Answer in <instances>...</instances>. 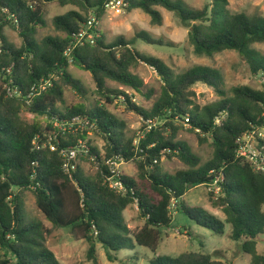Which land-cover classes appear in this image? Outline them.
I'll list each match as a JSON object with an SVG mask.
<instances>
[{
	"label": "trees",
	"instance_id": "obj_1",
	"mask_svg": "<svg viewBox=\"0 0 264 264\" xmlns=\"http://www.w3.org/2000/svg\"><path fill=\"white\" fill-rule=\"evenodd\" d=\"M106 0H37L33 6L27 0H0V80L29 88L43 77L54 73L57 79L46 92L30 101L23 97L8 98L0 88V264H62L45 245L44 226L38 220H26L22 195L31 191L37 208L55 226L78 231L89 243L88 258L99 264L95 256L96 244L105 250L108 260L116 251L133 250L136 245L156 251L162 230L172 220L169 209L172 198L177 208L216 234H223L224 222L199 206H188L183 197L189 188L207 185L219 174L221 195L212 202L222 208L231 226L232 239L239 242L242 252L250 256V264H264V253L257 252V244L264 235V174L253 171L248 162L235 156L236 141L253 125L264 122V87L255 89L238 85L226 95L222 90L220 73L205 65L195 64L175 73L162 59L147 56L133 48L124 36L106 42L104 35L95 45H85L73 51L71 65L88 71L95 91L111 103L122 97L126 110L142 117L138 135L127 136L126 124L103 105L94 108L84 105L66 107L65 90L70 88L81 97L86 89L79 78L69 71L63 51L73 39L87 14L93 11L102 19ZM213 7L193 8L183 0H129L126 10L141 9L154 25L162 23L159 8L173 12L189 28L188 42L195 54L212 56L225 50L236 51L254 74L264 79V53L254 45L264 44V15L230 13L226 0H213ZM58 2L73 9L54 16L52 25L60 35H47L37 40V27L44 26L41 5ZM13 27L22 39L15 47L5 34ZM138 37L149 44H161L147 32ZM139 62L151 66L161 80L160 93L151 108L132 102L130 95L120 89L109 88L108 81L143 91L142 80L132 72ZM10 69L8 72L7 69ZM203 83L213 87L220 99L199 106L194 98V85ZM153 90L147 91V96ZM33 115L31 121L22 113ZM86 116L94 120L105 152L87 142L89 150L81 159L92 156L96 167L93 175L85 174L77 162L72 172L77 185L62 168L57 151L43 146V133L52 128L53 118L60 120ZM188 118L189 129L196 131L199 140L211 141L213 156L201 164L189 146L175 140L182 127L174 121ZM159 120L155 126L148 121ZM162 120V123H161ZM184 124V123H183ZM77 135L60 137L59 146L75 143ZM36 140L35 144L33 141ZM136 141V142H135ZM175 155L186 169L174 174L161 168V158ZM134 162L136 177L122 175L127 189L121 195L112 190L105 178L109 174L106 159ZM213 197V192L208 193ZM135 203L138 214L145 220L143 228L134 233L124 219V210ZM131 264H136L132 262ZM148 264H225L209 253L182 252L176 256L157 255Z\"/></svg>",
	"mask_w": 264,
	"mask_h": 264
},
{
	"label": "rangeland",
	"instance_id": "obj_2",
	"mask_svg": "<svg viewBox=\"0 0 264 264\" xmlns=\"http://www.w3.org/2000/svg\"><path fill=\"white\" fill-rule=\"evenodd\" d=\"M27 1L33 6L37 3V0ZM183 1L193 8H202L207 5L211 9L214 6L213 0ZM225 7L230 13L264 15V0H226ZM41 8L45 25L37 27V40L47 35H60V32H57L52 25L53 17L62 15L75 7L72 5L62 6L58 2H45L41 5ZM159 10L162 14V23L160 25L152 24L150 17L141 9H133L129 12L125 10L120 14L105 12L100 21V32L108 43L119 36H124L132 41L133 48L144 55L162 59L175 73L181 72L195 64L209 66L220 73L222 78L221 87L226 95H230L232 88L238 85H248L255 89L264 87V79L261 74H254L245 59L236 51L225 50L212 56L195 54L193 47L188 42L189 28L182 24L173 12L164 8H159ZM140 32H147L153 38L161 40L162 43L149 44L138 37ZM5 34L8 41L15 47L21 45L22 39L15 28L7 26ZM254 48L264 53V44H256ZM69 71L74 77L82 81L87 93L83 98L73 89H66L64 103L56 105L58 111H64L66 107L70 108L79 105L89 108L103 105L119 120L125 122V134L127 136L138 135L139 131H141L143 119L134 112L126 110L122 97L116 96L111 103H107L105 98L95 91L93 79L88 71L79 69L71 64L69 65ZM132 72L142 80L144 84L142 92H136L129 87L112 81H108L107 85L109 88L126 92L132 96V102L149 109L159 96L161 80L156 71L143 62L135 65ZM1 87L2 82L0 80ZM192 89L195 92L194 100L199 106H205L220 99V95L213 87L203 83L194 85ZM148 90H153L150 96H147ZM22 116L28 121L33 119V115L27 112L22 113ZM148 122L152 123L155 121ZM158 123H160L159 120ZM183 123L184 121L179 119L174 121L176 126L182 127L178 131L175 140L184 142L189 146L192 153L199 157L200 163H205L213 156L211 141L209 139L199 140L197 132L190 130L189 125ZM80 137L85 142L96 146L100 154H104L105 142L97 127L85 130ZM64 138H67V136ZM80 156L76 162H78L85 174L93 175L96 167L91 161L92 156L88 155V159L85 160L81 159ZM161 168L166 173L174 174L179 170L186 169L187 165L175 155H171V157L163 156L161 158ZM120 170L127 176L136 177L138 175L134 162H123ZM209 192L204 184L193 186L186 192L183 200L186 205L199 206L224 222L223 234H216L208 228L197 224L194 220L187 217L180 208H176L171 212L172 220L169 227L162 230L161 240L157 245L156 251L152 252L148 247L136 245L133 250L122 249L116 251L114 253L115 259L110 261L107 259L103 247L97 243L95 256L98 259V263L131 264L134 262L136 264H148L149 260L157 255L176 256L182 252H200L212 254L214 258L222 260L225 264H250V256L241 251L239 242L232 239L231 226L226 222L222 208L212 202L219 195L211 191L214 195L209 197ZM21 199L26 220H38L43 224L45 245L62 264H92V261L87 256L89 243L86 239L80 237L81 234L78 231L53 225L37 208L31 191H26ZM262 210L264 211V205ZM123 216L132 235L143 228L145 220L139 216L135 203H132L124 210ZM261 236L256 248L259 254L264 253V235Z\"/></svg>",
	"mask_w": 264,
	"mask_h": 264
},
{
	"label": "built area",
	"instance_id": "obj_3",
	"mask_svg": "<svg viewBox=\"0 0 264 264\" xmlns=\"http://www.w3.org/2000/svg\"><path fill=\"white\" fill-rule=\"evenodd\" d=\"M129 4V0H106L104 2V10L108 13L120 14L126 10ZM100 20L96 14L92 11L89 12L86 20L82 23L81 27L74 35L73 39L68 43L63 51V55L66 61L71 64L73 58V51L85 45H95L97 39L100 37ZM11 68L7 69L9 72ZM1 77V73H0ZM57 79L54 73L49 74L46 77L41 78L37 82L33 83L27 89H21L17 85H10L12 80L9 79V83L3 84V90L5 96L8 98L23 97L25 100L30 101L33 98L40 96L52 87L53 82ZM155 122H148V125L155 126ZM188 118L184 119V124H187ZM52 128L43 133V146L47 147L50 151H57L62 157V168L65 173L68 174L70 180L77 185L73 178L72 172L76 170L77 158L80 155L87 154L89 147L81 137H78L74 144L66 145L65 147L59 146L60 137H66L67 135L82 134L85 130H90L96 127L94 120H90L86 116H73L66 119L53 118L50 121ZM36 140L33 141L35 144ZM235 156L242 161L249 163L253 171L264 174V122L260 125H253L250 129L242 133V135L236 141ZM93 159V157H92ZM124 161L122 159H106L105 165H107L109 174L105 178L107 185L115 192L124 195L127 189L123 183L122 171L120 166ZM224 176L219 173L207 186L209 191H213L217 195H221V186ZM177 208V200L172 198L170 201L169 209L175 210Z\"/></svg>",
	"mask_w": 264,
	"mask_h": 264
},
{
	"label": "crops",
	"instance_id": "obj_4",
	"mask_svg": "<svg viewBox=\"0 0 264 264\" xmlns=\"http://www.w3.org/2000/svg\"><path fill=\"white\" fill-rule=\"evenodd\" d=\"M101 21V20H100Z\"/></svg>",
	"mask_w": 264,
	"mask_h": 264
}]
</instances>
